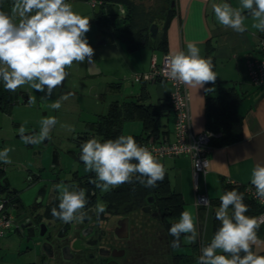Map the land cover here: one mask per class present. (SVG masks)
<instances>
[{
  "label": "clouds",
  "instance_id": "clouds-1",
  "mask_svg": "<svg viewBox=\"0 0 264 264\" xmlns=\"http://www.w3.org/2000/svg\"><path fill=\"white\" fill-rule=\"evenodd\" d=\"M212 9L218 23L237 33L246 31L244 11L252 17V27L264 32V0H240L234 8L227 2L214 3ZM90 30V19L73 11L67 0H13L11 14L0 11V80L7 91L15 92L28 85L38 92H45L43 101L60 87L73 63L94 62V49L85 34ZM212 58L200 55L196 43L189 42L187 51L170 53L164 62L162 75L190 88H202L214 83L215 73ZM61 96L51 105L61 107ZM54 118L43 119L38 133L26 134L21 125L18 134L26 144H40L50 138L55 126ZM69 130L71 129L69 126ZM14 149L0 150V162L11 164L9 153ZM80 160L86 172L95 173L90 182L102 192H108L125 183L139 182L144 187L154 188L163 181L166 168L147 147L139 145L133 136L120 135L116 139L101 142L90 138L81 145ZM250 182L255 194L264 202V165L257 164L251 173ZM59 192L58 209L52 214L64 223L82 221L88 203L84 189L70 187L63 182L55 185ZM220 206L215 212L220 227L210 244L201 248L197 264H264V255L253 251L260 243L257 232L264 219L245 215L248 206L243 193L233 189L219 197ZM205 207L208 200H201ZM229 209H232L231 214ZM97 217L106 211L103 203L95 207ZM172 249L180 247L183 234L186 243H195L198 237L191 212L184 210L179 220L169 229ZM243 253V255H241Z\"/></svg>",
  "mask_w": 264,
  "mask_h": 264
},
{
  "label": "crops",
  "instance_id": "crops-1",
  "mask_svg": "<svg viewBox=\"0 0 264 264\" xmlns=\"http://www.w3.org/2000/svg\"><path fill=\"white\" fill-rule=\"evenodd\" d=\"M222 2H227L234 8L240 7V0H173L172 15L167 24L162 19L158 23L160 41L149 43L147 38L135 48L130 47L124 39L113 37L111 32L101 29L97 23H92L93 27H90L85 36L94 49L93 60L100 71L88 76L85 62L77 64L75 68L81 76L93 77L90 79L98 81L103 80V94H106V97L113 93L111 100L104 104L105 113L112 101H118L120 104L124 101L135 100L141 103L160 105L163 112L160 115V123L164 132L158 139L174 140L172 132L174 114L167 103V97L172 89L171 84L162 80L133 83L127 78L133 72L147 71L154 53L160 54L162 50L170 53L178 50L186 52L187 44L194 42L200 49V55L204 57L207 42L214 45L217 78L214 83L210 84V89L216 93L219 87L231 85L242 93L243 97L238 110L242 114L243 137L235 143L213 147L209 154V166L205 173L198 176L197 187L193 181L190 158L182 155L164 157L159 160L167 170L171 187L181 194L184 209L191 212L195 221L198 232L196 242L186 243L183 236V243L186 246L185 249L189 250L187 253H193L196 256L198 242H211L213 237L212 206L209 208L197 206L196 195L206 193L211 199L221 196L225 182L251 183L250 177L253 168L257 164L264 165V85L252 84L246 67L248 57L260 55L257 52L261 39L260 31L252 27L254 21L248 13H244L246 31L243 33H237L230 28L221 26L215 18L212 5ZM12 6L13 0H0V11L11 14ZM95 40H97L96 43ZM71 68L74 69L73 65ZM71 68L66 69L69 75L62 83L63 86L73 79ZM0 88H4L1 80ZM25 90L17 89L10 93V100L15 99L16 92L19 91L27 98L26 93H30V90ZM186 90L189 95L191 127L195 132L205 130L206 84L200 89L186 86ZM96 92H99L97 88L93 90V94ZM8 104L11 105L10 102ZM6 105L0 110L5 112ZM134 121L140 122L138 120L123 121L121 130L124 135H135L142 132L141 122L138 131L128 134L123 132L124 127L129 125L127 123ZM33 175L34 173L31 174L32 177ZM18 194L20 198V193L18 192ZM11 237L12 233L9 232L0 238V247L9 250L13 245ZM259 241L258 245L253 246V251L264 255V239H259ZM14 256L13 254L2 256L0 264H16L20 257L15 260Z\"/></svg>",
  "mask_w": 264,
  "mask_h": 264
},
{
  "label": "flooded vegetation",
  "instance_id": "flooded-vegetation-1",
  "mask_svg": "<svg viewBox=\"0 0 264 264\" xmlns=\"http://www.w3.org/2000/svg\"><path fill=\"white\" fill-rule=\"evenodd\" d=\"M146 1L151 2L152 7L147 6ZM133 3L145 7L146 11L157 13L162 5L167 4V0H124L122 5L130 6ZM151 24L147 28V36ZM21 93L16 92L15 99L20 98L25 104L27 98H22L24 94ZM89 136L91 135L84 134L77 137V153H81V145ZM53 151L58 154L56 150ZM76 152H71L75 158L78 157ZM51 163L48 165L41 161L38 169L41 172L51 168L54 176L47 180H41L39 177L36 180L37 193L33 201L29 204L21 201L20 204V210L26 214V218L21 225L22 232L16 233L27 238L25 242L28 246L17 249V253L18 257L24 258L21 254L27 257L26 264H38L34 262L29 248L34 242L44 241L45 238L53 246V248L46 246L51 254L50 264H179V261L183 263L185 258L183 256L179 258V255L182 251L185 252L186 246L181 247V250L169 246L171 239L163 223L168 216L158 199L149 197L141 204L135 200L130 201L128 197L121 200L111 199L114 188L102 192L90 182L96 179L95 173L80 171L81 167L77 166L76 169L67 172V176L60 178L61 174L56 169L59 163L53 167L50 166ZM61 182L85 190L88 203L82 221L64 223L53 216L52 209H58L59 205V192L55 190V185ZM98 202L106 207V211L99 217L94 211ZM37 224L42 225L34 230L32 225Z\"/></svg>",
  "mask_w": 264,
  "mask_h": 264
},
{
  "label": "trees",
  "instance_id": "trees-1",
  "mask_svg": "<svg viewBox=\"0 0 264 264\" xmlns=\"http://www.w3.org/2000/svg\"><path fill=\"white\" fill-rule=\"evenodd\" d=\"M88 1V0H86ZM99 12L95 13V19L98 26L106 32H111L113 37L124 39L127 41L130 47L135 48L142 44V40H147V28L151 23H159V21L165 20L167 24L170 16L172 15V1L167 0V4L161 6L160 10L156 12H149L145 10V7L133 3L130 6H124L126 8V15L121 17L118 12L105 13L103 8L108 4H124V0H101ZM244 13H248L247 10ZM151 18L146 20V17ZM159 25V24H158ZM261 38H264V32H259ZM160 34L158 33L157 40H159ZM160 41V40H159ZM158 43V42H157ZM162 44V41H161ZM160 43L157 44L159 47ZM166 50H162L164 52ZM212 58L214 65V71L216 68V58L214 55V45L211 42H207L204 58ZM206 83L205 94V127L211 130L216 136H213L210 140L213 147L226 146L237 141H240L243 137L242 134V114L238 110L239 103L242 100V93L236 90L233 86H221L217 92L214 93L210 89V84ZM11 94L4 88H0V109H3L6 104L10 102ZM163 114L161 106L155 104H146L137 102L135 100L124 101L118 103V101H112L109 104L108 111L105 114H99L95 121L90 124V131L85 134L91 135L90 138H97L101 142L107 139H116L122 133V123L125 120H138L142 123V132L139 134L131 135L136 142L140 145L142 141L149 137L158 139L164 132L161 128L160 115ZM127 136V135H125ZM2 190L12 191L9 186L0 185ZM237 190L244 195V203L248 206V211L245 215L250 217H257L262 211V207L250 198L245 193V186L241 183L225 182L222 187L223 195L226 191ZM16 192V191H15ZM129 198L130 201L135 200L141 202L147 200L149 197H155L159 200L160 206L166 211L168 219L163 221L164 227L169 233V229L173 223L177 222L180 213L184 211V201L180 193H177L170 184L168 173L166 172L163 181L158 182L154 188H148L135 181L132 183H125L121 186L113 189L111 199L121 200L122 198ZM220 197V196H219ZM219 197L211 198L210 204L213 209V225L212 235L220 227V221L216 219L215 212L220 206ZM17 203L21 204L19 197L16 199ZM232 209H229L231 214ZM169 235V234H168ZM259 239H264V223H261L257 232ZM183 234L180 237L181 250L183 244ZM171 241L174 239L170 236ZM210 243V242H208ZM243 255V253L241 254ZM185 259L183 263L179 261V264H188L190 254L187 251H182L179 255ZM198 257V252H197Z\"/></svg>",
  "mask_w": 264,
  "mask_h": 264
},
{
  "label": "rangeland",
  "instance_id": "rangeland-1",
  "mask_svg": "<svg viewBox=\"0 0 264 264\" xmlns=\"http://www.w3.org/2000/svg\"><path fill=\"white\" fill-rule=\"evenodd\" d=\"M67 2L72 5L73 11L90 19V27H93L92 25L97 23L94 9L88 1L67 0ZM151 4V2L146 1L147 6ZM103 11L105 13H114L117 11V6L116 4H108L103 8ZM150 18V16H147L146 20ZM156 40L157 38H152L148 35L149 43L155 42ZM96 42L97 40H95V43ZM86 62L87 60L85 61V65ZM76 66L77 63L74 62V69L71 68L73 76L72 81L66 83L65 86L61 85L56 88L50 97L42 101L41 97L46 95V91L38 92L28 85H25L18 89H20V91L21 89L30 90L28 104H24L23 100L20 98L17 100L13 99L10 100L11 105H6L7 109L5 112L0 110V150H3L5 147L14 149L9 153L12 163L6 164L3 176L0 177H7L9 179V189L19 192L20 199L25 204H29L33 201L37 193L35 184L39 177H41V180H47L51 179L50 176H54L51 168H49L48 171L40 172L38 166H36L40 164L41 161L49 165L52 161L53 150H56L58 153L59 165L56 169L59 170L58 172L61 174L60 178L67 176V172L76 169L77 166L81 167L80 171H85L84 163L79 161L80 158H78L80 157V153L76 152L78 150L77 137L90 131L91 122L96 120L97 115L105 113V110H103L104 104L112 98L113 93L108 94L107 97L106 94H103V80L98 81L95 79V81L94 79H90L93 77L81 76L80 73L75 70ZM87 75L91 76L88 73ZM94 88H97L99 92L93 94ZM8 92L12 93L11 91ZM65 94H69V98L61 101V107L58 110L53 109L51 107L52 103ZM14 101H16V103H13ZM46 118H54L56 120V124L50 132V138L47 144H44L45 140L40 144L24 143L18 134V129L21 125L26 128V134L38 133L41 121ZM127 124L129 125H126L123 129L125 134L139 130L140 122L134 121ZM65 125L73 130L70 131L68 127H64ZM38 152H41V154L38 155ZM71 152H76L78 157H73ZM32 173H34L33 177L31 176ZM11 233V243H13V245L9 250L0 247V259L4 255L10 254L11 256L13 254L16 260L19 258L17 257V249L28 246V244H26L27 242H25L27 239L26 237H21V235L16 232ZM186 251L189 250L187 249ZM21 255H23L24 258L20 257L16 264H23L28 260L24 254ZM197 261L198 257L190 253L188 264H197ZM1 262L2 261H0V263Z\"/></svg>",
  "mask_w": 264,
  "mask_h": 264
},
{
  "label": "built area",
  "instance_id": "built-area-1",
  "mask_svg": "<svg viewBox=\"0 0 264 264\" xmlns=\"http://www.w3.org/2000/svg\"><path fill=\"white\" fill-rule=\"evenodd\" d=\"M91 7L101 5V0H88ZM117 12L121 17L126 15V8L118 3ZM260 55L250 56L246 60V67L249 79L254 85H264V38L260 39L257 47ZM170 54L168 51L154 53L151 56L150 66L147 71L133 72L129 78L130 82H155L162 80L169 82L172 86L171 92L167 97V103L173 111V129L174 140L168 138L155 139L152 136L141 142V146L147 147L158 160L164 157L187 156L192 162V176L195 187H197L198 176L205 173L209 166V154L213 150L211 138L216 136L211 130L205 129L200 132L193 131L191 127V115L189 111V95L186 86L172 80L166 79L162 75L165 58ZM26 96H30L27 92ZM28 104V101L25 102ZM6 164L0 162V176L4 173ZM0 177V185L2 184ZM245 193L258 202L262 207V211L257 218L264 219V202L256 197L255 188L251 183L244 184ZM19 197L18 192L6 191L0 188V238L8 232H22L21 225L25 221L26 214L20 210L16 199ZM207 199L208 206L205 207L201 200ZM196 205L209 208L210 198L206 193H198L196 195ZM210 243L199 241L197 244L198 258L201 255V248Z\"/></svg>",
  "mask_w": 264,
  "mask_h": 264
},
{
  "label": "water",
  "instance_id": "water-1",
  "mask_svg": "<svg viewBox=\"0 0 264 264\" xmlns=\"http://www.w3.org/2000/svg\"><path fill=\"white\" fill-rule=\"evenodd\" d=\"M171 5L173 6V1H172ZM93 9H94L95 13L99 12L100 5H96ZM148 32L152 38H157L158 33H159V25L157 23H152L151 26L149 27ZM142 42H144V39L142 40ZM86 66H87V73L89 75H94L97 71L98 72L100 71V69L97 67L95 61L92 63L86 62ZM22 98L25 99L26 97L23 95ZM26 101L29 102V96H27ZM47 141H48V139L45 140L44 144H47ZM40 154H41V152H38V155H40ZM58 163H59L58 154L52 153V163L50 166L53 167ZM2 184L4 186H9L10 182H9L8 178H6V177L2 178ZM52 190H53V188H52ZM27 225H24V227H27ZM41 225L42 224L32 225V227L34 230H37V228H39ZM43 235H44V232L41 233V236H43ZM47 245L50 247L52 246V244L49 243V240L47 238H45L44 241H39V242L36 241L31 245L29 250H31V253L33 254L35 263L50 264L49 258L51 257V254L48 252V248L46 247ZM52 248H53V246H52Z\"/></svg>",
  "mask_w": 264,
  "mask_h": 264
}]
</instances>
